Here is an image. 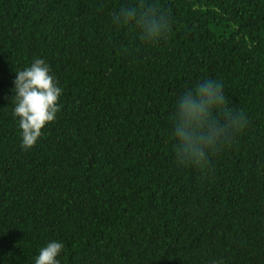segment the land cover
<instances>
[{
  "label": "trees",
  "instance_id": "obj_1",
  "mask_svg": "<svg viewBox=\"0 0 264 264\" xmlns=\"http://www.w3.org/2000/svg\"><path fill=\"white\" fill-rule=\"evenodd\" d=\"M136 0H0V264H264V0H155L167 40L114 14ZM50 65L63 94L21 148L16 70ZM223 85L245 124L205 168L178 167L179 93Z\"/></svg>",
  "mask_w": 264,
  "mask_h": 264
},
{
  "label": "clouds",
  "instance_id": "obj_2",
  "mask_svg": "<svg viewBox=\"0 0 264 264\" xmlns=\"http://www.w3.org/2000/svg\"><path fill=\"white\" fill-rule=\"evenodd\" d=\"M113 23L132 29L142 44L154 46L168 39L173 22L155 0H136L122 6L114 14ZM15 73L10 104L20 129V146L28 151L38 143L46 126L56 120L63 89L45 59L36 58ZM244 124L243 116L228 106L218 80L194 81L177 96L170 122L169 138L177 166L205 168L211 156L234 138ZM63 249L61 241L48 242L39 249L34 264H60Z\"/></svg>",
  "mask_w": 264,
  "mask_h": 264
}]
</instances>
